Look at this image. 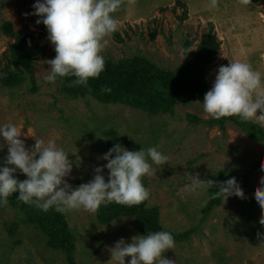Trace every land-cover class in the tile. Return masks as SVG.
I'll use <instances>...</instances> for the list:
<instances>
[{"label": "rangeland", "instance_id": "obj_1", "mask_svg": "<svg viewBox=\"0 0 264 264\" xmlns=\"http://www.w3.org/2000/svg\"><path fill=\"white\" fill-rule=\"evenodd\" d=\"M176 1L124 0L113 13L123 42L108 37L103 57L117 60L140 55L161 68L174 69L183 59L185 39L193 40L188 49L193 50L212 27L220 44L205 76L209 89L219 67L233 60L249 63L264 79V0H251L248 5L239 0H218L216 8L211 7V0H180L184 6ZM35 3L0 0V76L13 42L2 32V22L10 21L19 36L32 33L45 48L34 64L36 89L28 88V79L14 87L0 83V126L15 124L27 148L34 145L35 138L45 144L54 141L72 164L70 175L65 177L72 187L92 180L95 167L107 163L103 154L116 144L130 151L155 147L168 157V163L153 164L154 174L143 177L150 192L147 205L159 207L160 223L173 232L196 228L186 240H174V248L163 253L164 258L175 264H264V226L254 229L255 222L249 224L241 213L246 201L254 197L256 177L250 176L249 185L243 189L245 198L233 195L225 202L222 198L205 217L201 208L207 190H188L190 177L197 174L202 180L221 174L239 180L264 156V141L249 140L230 122L224 130L207 125L204 120L212 117L204 112L203 102L195 99L179 100L172 113L150 114L123 103H101L90 95L63 92L58 80L50 83L44 79L50 67L45 61L55 58L56 52L46 26L37 24L40 17L32 15ZM188 115H196L201 121L191 123ZM0 145L2 166L7 155L3 137ZM14 175L19 180L27 178L19 170ZM103 175L107 181L108 169ZM13 199L10 195L7 204L0 205V264H70L62 250L47 244L43 232L22 221ZM63 215L74 241L75 264H116L110 261L109 248L121 238L130 243L134 236L143 235L132 218L101 223L96 213L83 210ZM130 259L126 257L125 264Z\"/></svg>", "mask_w": 264, "mask_h": 264}, {"label": "clouds", "instance_id": "obj_2", "mask_svg": "<svg viewBox=\"0 0 264 264\" xmlns=\"http://www.w3.org/2000/svg\"><path fill=\"white\" fill-rule=\"evenodd\" d=\"M123 3L124 0H36L32 15L40 17L37 24L46 26L56 52L55 58L45 61L50 67L44 79L55 83L58 77H75L70 87H87L90 78H98L105 68L101 53L108 45L107 38L119 28L113 13ZM239 3L248 5L251 0H239ZM217 6L218 0H211V7ZM202 101L204 112L214 119L238 116L241 121L255 120L264 126V79L247 62L233 60L220 66L213 86ZM20 136L21 129L15 124L0 126V137L7 145V155L0 166V205H6L8 197L18 192L20 201L43 212L83 210L95 214L102 204L136 206L150 196L143 177L154 174L153 164L168 163V157L155 147L130 151L116 144L103 154L102 159L107 163L95 167L92 180L72 187L65 179L71 173L72 164L63 149L57 148L54 141L45 144L37 138L27 148ZM105 168L107 181L103 175ZM261 169L264 170V164ZM17 170L27 178L17 179L14 175ZM215 184L216 181L202 180L197 174L190 177L188 190L195 192ZM218 184L219 189L212 198H223L224 202L233 195L245 198L235 177ZM260 185L254 190V198L261 208L259 223L264 226V176L260 177ZM174 245L173 235L163 230L134 236L130 243L121 238L109 248L110 261L125 264V258L130 257L128 264H175L163 256Z\"/></svg>", "mask_w": 264, "mask_h": 264}, {"label": "trees", "instance_id": "obj_3", "mask_svg": "<svg viewBox=\"0 0 264 264\" xmlns=\"http://www.w3.org/2000/svg\"><path fill=\"white\" fill-rule=\"evenodd\" d=\"M176 4L184 6L180 0H177ZM183 17H185V11ZM1 30L13 38L5 55V64L1 68V85L14 87L28 79L30 85L28 88L36 89L34 64L37 58L44 55L45 48L34 39L32 33L28 32L19 36L14 32L12 23L8 20L2 22ZM111 36L115 40L123 42L118 31ZM192 43L193 40L185 39L182 44L183 59L174 69L161 68L140 55L117 60L104 58V71L98 78H90L87 87L82 85L70 87L69 84L75 77H58V84L60 89L67 94L90 95L101 103H123L132 108L145 110L150 114L172 113L179 100L186 102L195 99L203 102L204 95L210 90L205 76L211 68L220 43L212 31V27L201 36L195 49L188 50ZM105 88H110L111 91H105ZM188 121L192 123L201 121V119L196 115H188ZM204 122L209 126L217 125L222 130H224L225 124L230 122L239 127L249 140L264 141V128L254 120L244 122L238 116H231L220 119L210 118ZM261 164H264V156L259 157L253 163L250 171L237 180L242 189L249 185L252 175L257 178V183L253 186V193L256 187L261 186L260 177L264 176ZM209 179L216 181L217 184L206 189L208 196L201 208L204 217L221 203L222 198H212V194L219 189L218 183L228 180L222 174L220 176L211 175ZM18 195V193H14L11 196L16 199L12 201L15 203L22 221L32 224L40 232H43L47 244L62 250L67 261L70 264H75L73 259L74 241L63 213H58L54 209L43 212L34 205L20 201L17 198ZM258 208L257 201L253 197L246 201L245 207L241 209V213L245 215L249 224L252 221L255 222L254 229H257L259 225L262 226L259 223L261 214L258 215ZM96 217L101 223H110L121 217L132 218L141 234L147 235L163 230L170 232L176 241L186 240L196 230L195 227H191L184 232H173L165 228L160 223L159 207L148 206L147 200L136 206L115 203L102 204L96 212Z\"/></svg>", "mask_w": 264, "mask_h": 264}]
</instances>
